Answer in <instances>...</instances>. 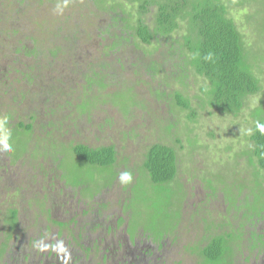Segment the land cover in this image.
Masks as SVG:
<instances>
[{"label": "rangeland", "instance_id": "374dc122", "mask_svg": "<svg viewBox=\"0 0 264 264\" xmlns=\"http://www.w3.org/2000/svg\"><path fill=\"white\" fill-rule=\"evenodd\" d=\"M153 1L143 14L141 0H67L58 15L64 0H0V118L13 145L0 151V192L10 191L0 195V264H205L203 250L220 236H232L230 264H264L249 250L251 234L264 235V171L251 141L253 112L264 110V0H223L261 80L238 115L205 105L210 82L195 71L178 79L181 46L134 38L114 47V36L102 37L123 11L155 30L163 1ZM157 144L178 153L179 175L164 188L144 169ZM79 145L115 147L116 165L80 162ZM125 170L133 180L122 186Z\"/></svg>", "mask_w": 264, "mask_h": 264}, {"label": "trees", "instance_id": "16d2710c", "mask_svg": "<svg viewBox=\"0 0 264 264\" xmlns=\"http://www.w3.org/2000/svg\"><path fill=\"white\" fill-rule=\"evenodd\" d=\"M129 1L134 2L135 0ZM141 1L140 10L143 14H147L153 5H157L153 0ZM162 1L163 3H158L159 12L156 17L155 30L152 31L143 19H139L135 24L136 21L129 20L123 11L124 17L121 16L119 19L118 16L112 15L113 21L110 28L102 37L108 35L111 38L114 36L111 39L114 47L118 43L124 47L125 43H132L134 38H138L145 45H152L159 38L161 42H163L162 39H167L165 44L170 45L168 48L173 51L177 49V45L181 46L182 62L177 65L179 67L178 79H185L189 71H195L197 75L210 82L209 90L205 89L204 93L211 102H206L205 105H209L221 113L238 115L244 109L246 99L261 92V80L255 73L242 34L229 17V6L223 0ZM236 6H240V4ZM183 22H187L188 33L183 38L184 44L180 45L174 39V35L178 34L176 32L181 28L180 24ZM120 24H122L121 27ZM115 29H119L122 34L114 35L113 30ZM127 35L130 37H126ZM171 52L169 50V54ZM209 56L211 59H207ZM91 80L87 82L86 86L90 92L95 90V85H97L94 78ZM99 81L101 90L105 89L103 82ZM176 100L181 109H191L190 101L180 92L176 94ZM253 117L256 122L264 123V110L261 108L255 110ZM18 127L28 132H32L33 128L32 125L27 127L24 124H19ZM251 141L255 146L254 155L258 159L260 168L264 171V134L256 129V125ZM73 154L80 162L100 168H113L117 163L115 147L91 149L88 146L79 145L74 147ZM144 169L148 172L156 188L158 186L164 188L174 183L179 175L177 151L165 145H154L148 151ZM11 213L10 229L14 230L17 226L18 212ZM255 219L259 220L254 218V221L249 222L253 226L256 225ZM56 224L61 228L66 226L63 223ZM63 234V232H59L58 239H64ZM258 237H260V242L257 240ZM230 239L232 236H228V239L224 236L214 238L203 250L205 264H219L222 260H229L233 254L231 249L233 247H229ZM83 240L85 239L83 238ZM82 245L84 248H90ZM249 250H251L250 254L256 256L254 260L256 262L259 256L264 253V235L252 233ZM228 260L226 263L230 264Z\"/></svg>", "mask_w": 264, "mask_h": 264}, {"label": "clouds", "instance_id": "9594fccd", "mask_svg": "<svg viewBox=\"0 0 264 264\" xmlns=\"http://www.w3.org/2000/svg\"><path fill=\"white\" fill-rule=\"evenodd\" d=\"M67 6V0H64L63 4L58 3L56 8L54 9L55 13L58 15H62L64 8ZM207 59H211V56L207 57ZM8 125V117L0 118V151L3 152H12V131L7 126ZM256 129L264 134V123L257 122ZM133 180V175L130 171H121L118 175V181L122 186H127Z\"/></svg>", "mask_w": 264, "mask_h": 264}, {"label": "flooded vegetation", "instance_id": "af4514ba", "mask_svg": "<svg viewBox=\"0 0 264 264\" xmlns=\"http://www.w3.org/2000/svg\"><path fill=\"white\" fill-rule=\"evenodd\" d=\"M31 119V121L33 122V121H35V118H33V117H30ZM19 124H24L25 125V123H21V122H19ZM25 126H27V127H29V125H25ZM32 127H33V125H32ZM32 131H33V128H32ZM4 157H7L6 156V154H1L0 153V161L1 160H3L4 161ZM5 168H4V166L0 163V171H3ZM5 189V190H4ZM3 190L4 191H2V192H0V195H2V196H4L5 194H10V191H9V188H6V186H4V188H3ZM13 194H17V192H14ZM15 211H17L18 212V220H19V211L18 210H15ZM105 231H107V229H105ZM58 237V236H57ZM140 245V244H139ZM141 246H136V248L137 249H139ZM135 250V249H134ZM70 256V255H69ZM74 255H72V257H73ZM69 258V257H68ZM76 262V261H75ZM71 264H75V263H73V260H72V262H71ZM161 264H164V263H161Z\"/></svg>", "mask_w": 264, "mask_h": 264}]
</instances>
